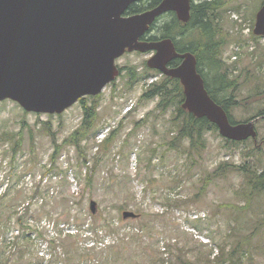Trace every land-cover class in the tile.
<instances>
[{
    "label": "rangeland",
    "instance_id": "374dc122",
    "mask_svg": "<svg viewBox=\"0 0 264 264\" xmlns=\"http://www.w3.org/2000/svg\"><path fill=\"white\" fill-rule=\"evenodd\" d=\"M261 2L228 0L217 21L228 38L220 57L236 78L227 95L241 103L231 108L237 122L264 109L254 99L264 89V36L253 38ZM151 52L115 60L121 72L95 95L97 116L80 151L64 143L81 124L79 100L60 114L0 101V264H264V193L244 198L236 171L205 183L224 162L264 167V116L255 140L231 143L209 129L199 151L188 152L189 140L170 144L176 109L141 97L160 78L147 69ZM43 121L56 133V152ZM124 210L138 216L123 218Z\"/></svg>",
    "mask_w": 264,
    "mask_h": 264
},
{
    "label": "water",
    "instance_id": "95a60500",
    "mask_svg": "<svg viewBox=\"0 0 264 264\" xmlns=\"http://www.w3.org/2000/svg\"><path fill=\"white\" fill-rule=\"evenodd\" d=\"M137 1L0 0V101L13 100L27 112L60 114L81 97L99 94L118 76L115 60L126 51H153L147 67L179 79L182 108L206 117L226 139L256 138L259 116L231 123L208 94L191 52H178L170 38L141 39L150 24L169 11L187 22L190 0H161L125 15ZM253 34L264 36V3L256 11ZM175 58L180 63L169 66ZM89 209L95 213L94 200ZM137 216L131 210L122 212L123 218Z\"/></svg>",
    "mask_w": 264,
    "mask_h": 264
},
{
    "label": "trees",
    "instance_id": "16d2710c",
    "mask_svg": "<svg viewBox=\"0 0 264 264\" xmlns=\"http://www.w3.org/2000/svg\"><path fill=\"white\" fill-rule=\"evenodd\" d=\"M160 1L161 0H139L132 3L127 8L125 15L150 9ZM226 3H228V0H190V17L187 22L180 21L175 12L169 11L157 17L154 22L150 24L149 29L143 34L141 39L152 41L170 38L178 52H191L196 58L197 71L204 80V85L208 94L227 112L230 122L236 123L237 121L232 118L231 108L237 107L241 105V103L234 99V96L227 95L228 91L236 87V78L233 76L230 77L229 71L231 68L225 66L220 57L221 48L228 42V38L226 34L221 32V27L217 22L223 17L224 12L222 14L220 12L225 7ZM262 3H264V0H262L261 4ZM253 38L257 41L261 37L254 36ZM180 61L181 59L175 58L169 63V66L174 67L178 65ZM147 69L160 74V78L148 84L141 97L145 99L157 97L158 101L155 105V109L157 110L165 111L171 106L176 109L175 115L172 117V120L176 122V132L173 139L170 140V144L174 145L178 140L182 144L183 141L189 140L187 147L188 152L192 150L199 151L201 148L200 146H204L201 139L205 131L209 129L218 130L217 126L206 117L197 118L186 109L182 108L184 92L179 79L163 75L156 69H151L149 67ZM148 75L150 74L146 73L144 78L148 79L146 78ZM129 78L137 81V74L130 70ZM219 94L223 95L219 96ZM86 98L92 99L90 104L86 103ZM258 98L264 99V89L259 90L257 97L254 99ZM79 101L84 110L81 124L64 140V143H68L80 151L82 148L81 142L88 136V132L93 129L97 116V101L96 96L90 95L81 97ZM249 102L250 101L247 100V103ZM261 115H264V109L256 114V116ZM43 129L47 130L49 135H51L54 152H56L60 144L57 142L56 133L52 131L51 122L43 121ZM4 137L8 138L10 135L5 133ZM110 137L108 136L101 145H108ZM226 141L231 143L235 142L229 139H226ZM227 171H236L241 174L242 178L239 191L247 200L264 193V167H258L255 162H244L238 165L232 164L231 166L229 162H224L205 180V183L207 184L212 176H224ZM90 229L96 228L92 225ZM238 243H240V241ZM235 247L236 245L233 249H235ZM233 249L232 253L234 254L235 250ZM183 264L194 263L187 260L184 261Z\"/></svg>",
    "mask_w": 264,
    "mask_h": 264
},
{
    "label": "flooded vegetation",
    "instance_id": "af4514ba",
    "mask_svg": "<svg viewBox=\"0 0 264 264\" xmlns=\"http://www.w3.org/2000/svg\"><path fill=\"white\" fill-rule=\"evenodd\" d=\"M152 54H153V52H151V55H152ZM171 61H172V60H171ZM171 61H170V62H171ZM170 62H169V63H170ZM169 63H168V65H169ZM117 67H118V66H117ZM118 69H119V73H120V72H121V71H120V68L118 67Z\"/></svg>",
    "mask_w": 264,
    "mask_h": 264
}]
</instances>
